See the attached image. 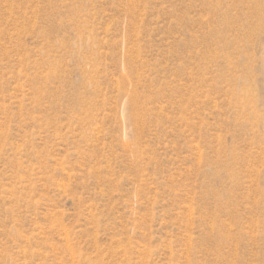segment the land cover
<instances>
[{"label": "rangeland", "instance_id": "obj_1", "mask_svg": "<svg viewBox=\"0 0 264 264\" xmlns=\"http://www.w3.org/2000/svg\"><path fill=\"white\" fill-rule=\"evenodd\" d=\"M0 264H264V0H0Z\"/></svg>", "mask_w": 264, "mask_h": 264}]
</instances>
